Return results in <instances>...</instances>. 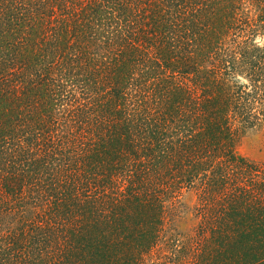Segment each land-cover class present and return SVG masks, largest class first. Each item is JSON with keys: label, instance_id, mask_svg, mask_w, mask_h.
<instances>
[{"label": "trees", "instance_id": "16d2710c", "mask_svg": "<svg viewBox=\"0 0 264 264\" xmlns=\"http://www.w3.org/2000/svg\"><path fill=\"white\" fill-rule=\"evenodd\" d=\"M259 125L264 0H0V264H264Z\"/></svg>", "mask_w": 264, "mask_h": 264}, {"label": "rangeland", "instance_id": "374dc122", "mask_svg": "<svg viewBox=\"0 0 264 264\" xmlns=\"http://www.w3.org/2000/svg\"><path fill=\"white\" fill-rule=\"evenodd\" d=\"M236 153L253 160H264V125L248 130L238 141ZM180 214L177 219L178 226L185 230L190 228L195 219V206L197 196L194 191L184 192L180 199Z\"/></svg>", "mask_w": 264, "mask_h": 264}]
</instances>
